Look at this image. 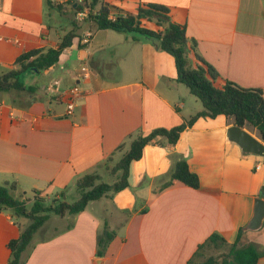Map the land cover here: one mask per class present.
I'll list each match as a JSON object with an SVG mask.
<instances>
[{"label":"crops","instance_id":"1","mask_svg":"<svg viewBox=\"0 0 264 264\" xmlns=\"http://www.w3.org/2000/svg\"><path fill=\"white\" fill-rule=\"evenodd\" d=\"M105 1L116 14L136 13L141 4L169 7L172 19L186 26L198 53L218 72L216 86L228 80L264 92V0ZM47 8V0H0V71L12 68L24 52L58 46L63 23H49ZM84 25L89 28L81 25L57 64L24 74L25 85L37 87L34 94L0 93V185L16 183L26 197L65 196L89 174L112 185L120 173L111 169L132 140L179 126L203 110L178 82L175 59L161 45L138 33ZM143 26L159 29L147 20ZM88 30L93 36L87 46L82 37ZM84 64L86 77L79 70ZM56 80L60 91L46 92ZM76 86L81 97L69 115L68 90ZM233 125L225 116L200 118L176 145L158 138L162 144L148 145L131 164L127 189L109 192L78 214H50L34 235L27 264H187L215 232L235 242L253 217L264 176L260 156L244 153L228 138ZM245 128L260 139L255 128ZM182 158L200 177V188L174 181L161 190ZM29 224L12 211L0 212V264H9L8 244ZM105 226L116 236L100 258L98 238ZM242 243L262 249L264 226L246 231Z\"/></svg>","mask_w":264,"mask_h":264},{"label":"trees","instance_id":"2","mask_svg":"<svg viewBox=\"0 0 264 264\" xmlns=\"http://www.w3.org/2000/svg\"><path fill=\"white\" fill-rule=\"evenodd\" d=\"M47 5L50 8L54 7L52 0H47ZM92 6L100 7V16L94 17V28L97 30L112 29L121 33H138L148 39L161 40L160 48L175 59L178 82L189 88L202 103L203 110L186 119L179 126L171 129L157 128L147 135L132 140L129 150L113 168L114 174L120 173L118 181L111 185L101 181L102 177L98 174L86 175L78 181L80 197L73 203L61 201L47 206L44 198H38L36 195L29 209L27 202L30 200L25 199L26 193L20 192L16 183L0 185V212L12 211L16 217L30 220V224L22 229L19 238L11 240L8 244L11 252L9 264H27L26 253L32 248L34 235L46 223L50 214L59 216L78 214L84 211L90 202L101 199L109 192L119 193L127 189L130 186L131 164L143 157L144 149L148 145L162 144L157 140L160 137L164 138L167 144L176 145L182 133L193 127L200 118L225 116L232 119L235 125L243 128L250 125L255 128L260 139L264 141V92L228 80L222 87L216 86L218 72L198 53L197 44L188 37L186 26L172 19L169 7L159 3L141 4L136 13H117L116 20L112 21L110 15L115 12V7L109 2L93 0ZM144 20L154 22L159 29L152 30L143 26ZM74 25L79 29L80 24L75 22ZM78 35V31L72 29L55 48H36L22 53L12 68L0 71V93L34 94L37 87L26 86L22 81L23 75L26 72L40 74L57 64L64 51L74 44ZM191 54L194 55V59ZM193 60L196 62L194 63ZM122 147L123 145L119 148ZM174 181H180L194 189L201 186L200 177L192 172L184 158L176 162L170 180L162 185L161 190L170 187ZM245 234L244 228H240L236 241L230 243L221 234L213 233L198 246L187 264H258L264 257V247L260 249L255 243L243 244L242 238ZM115 236L114 231L107 226L104 227L98 238V257L103 258L106 255ZM219 249L225 251L206 256L208 251Z\"/></svg>","mask_w":264,"mask_h":264},{"label":"built area","instance_id":"3","mask_svg":"<svg viewBox=\"0 0 264 264\" xmlns=\"http://www.w3.org/2000/svg\"><path fill=\"white\" fill-rule=\"evenodd\" d=\"M54 5H63L69 8L72 12L74 21L80 25L89 24L93 26L95 24L94 17L100 16V7H93V0H52ZM117 18L116 13L110 15V20L115 21ZM93 36L92 30H88L84 33L82 37V43L85 45H90L91 39ZM80 71H82L83 76H88V67L86 64L81 65ZM79 71V72H80ZM61 83L59 80H56L51 85L46 88L48 93H58L60 91ZM81 97V92L78 86L68 90V105H67V114H73L77 101ZM262 167V163L257 165V169Z\"/></svg>","mask_w":264,"mask_h":264},{"label":"rangeland","instance_id":"4","mask_svg":"<svg viewBox=\"0 0 264 264\" xmlns=\"http://www.w3.org/2000/svg\"><path fill=\"white\" fill-rule=\"evenodd\" d=\"M46 16H48L47 17V19H48L47 21L49 23H52V20L54 21V24H57V25L63 23L62 26L61 25L59 26V30L62 33V36H64L67 32H69L72 29H76L81 34V29H80L81 26L78 24L79 25V29H80L79 30V29H77V25H74V23H75L74 22V17H73V14L69 10L68 7L63 6V5H54L53 8L48 7L46 9ZM82 26H83L82 28H83L84 31L89 28L88 25H84L83 24ZM22 81L24 82V75L22 77ZM40 104H44V101H42V99L40 100ZM248 127L253 128L250 125H248ZM259 162L263 163V171L261 172V176H264V158L259 157ZM113 168L111 169L112 174H114L113 173ZM114 177L116 178V176L112 175V178H114ZM78 181L75 184H73L71 187H69V189L66 190L65 196L62 195L59 198L55 197L54 199L51 198V199L47 200L46 201L47 206L49 204H57V203H59L61 201H67V202L73 203L76 200H78L79 197H80V191H79L78 186H77ZM101 181H105V179L102 178ZM37 197L38 198H42V197H40V195H37ZM25 198L30 200V201L27 202V207L30 209L32 207V205H33V200L35 199V197L33 195H28V197L25 196ZM44 200H46V199H44ZM55 200H57V201H55ZM53 215H57V214H53ZM223 251H225V249L224 250L223 249H219V250H215V251L214 250L213 251H208L206 253V256H209L211 254H220Z\"/></svg>","mask_w":264,"mask_h":264},{"label":"water","instance_id":"5","mask_svg":"<svg viewBox=\"0 0 264 264\" xmlns=\"http://www.w3.org/2000/svg\"><path fill=\"white\" fill-rule=\"evenodd\" d=\"M154 44L160 46L162 41L152 39ZM228 138L237 143L246 154H253L264 158V143L258 137L250 133L246 128L233 125L228 129ZM264 190L255 201L254 214L250 222L244 227L245 231H259L264 226ZM100 263L102 260H99Z\"/></svg>","mask_w":264,"mask_h":264}]
</instances>
